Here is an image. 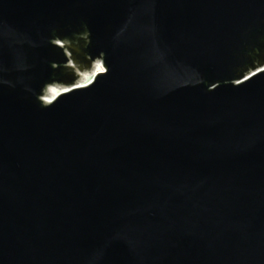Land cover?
<instances>
[{"label":"water","instance_id":"1","mask_svg":"<svg viewBox=\"0 0 264 264\" xmlns=\"http://www.w3.org/2000/svg\"><path fill=\"white\" fill-rule=\"evenodd\" d=\"M263 68L264 0H0V264H264Z\"/></svg>","mask_w":264,"mask_h":264},{"label":"bare ground","instance_id":"2","mask_svg":"<svg viewBox=\"0 0 264 264\" xmlns=\"http://www.w3.org/2000/svg\"><path fill=\"white\" fill-rule=\"evenodd\" d=\"M96 63L97 62L93 64V68H95V70H90L89 72H84L82 75H80L79 77L80 82L75 85L76 87H81V86H85L89 84L91 80L93 79L95 73L101 70L100 67L95 65ZM66 90H67L66 88H50L49 87L45 93L46 94L45 97L48 98L46 99V101L49 100L48 103L52 102L58 95L65 92Z\"/></svg>","mask_w":264,"mask_h":264}]
</instances>
